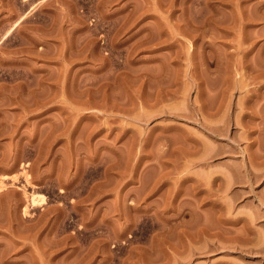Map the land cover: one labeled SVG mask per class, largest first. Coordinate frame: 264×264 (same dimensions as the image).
Segmentation results:
<instances>
[{"label": "rangeland", "instance_id": "1", "mask_svg": "<svg viewBox=\"0 0 264 264\" xmlns=\"http://www.w3.org/2000/svg\"><path fill=\"white\" fill-rule=\"evenodd\" d=\"M0 264H264V0H0Z\"/></svg>", "mask_w": 264, "mask_h": 264}]
</instances>
